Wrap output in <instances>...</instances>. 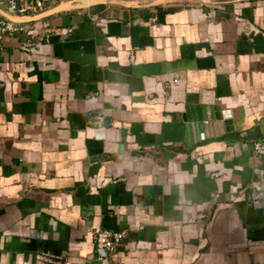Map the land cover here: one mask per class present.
<instances>
[{
	"label": "crops",
	"instance_id": "0c3cea01",
	"mask_svg": "<svg viewBox=\"0 0 264 264\" xmlns=\"http://www.w3.org/2000/svg\"><path fill=\"white\" fill-rule=\"evenodd\" d=\"M0 18V264H264V0Z\"/></svg>",
	"mask_w": 264,
	"mask_h": 264
},
{
	"label": "built area",
	"instance_id": "2783aa9c",
	"mask_svg": "<svg viewBox=\"0 0 264 264\" xmlns=\"http://www.w3.org/2000/svg\"><path fill=\"white\" fill-rule=\"evenodd\" d=\"M18 1L19 0H8L9 10L16 15H25L29 12L41 11L44 7L45 0H25L23 6H19ZM45 28L48 29V25H45ZM20 30H24L29 36H37L39 34V30L35 27H20L6 18H0V39L8 32ZM100 119L101 118H99L97 122H99ZM262 148V144L258 143L256 145V149L261 150ZM124 236L125 234L123 232L99 229L95 233V243L99 248H103L109 252H115L121 246ZM42 258L48 259V256H43Z\"/></svg>",
	"mask_w": 264,
	"mask_h": 264
},
{
	"label": "water",
	"instance_id": "95a60500",
	"mask_svg": "<svg viewBox=\"0 0 264 264\" xmlns=\"http://www.w3.org/2000/svg\"><path fill=\"white\" fill-rule=\"evenodd\" d=\"M202 121H203V118H201V117L199 119H197V122H202ZM199 124L200 123H198V125H197L198 127H199Z\"/></svg>",
	"mask_w": 264,
	"mask_h": 264
},
{
	"label": "trees",
	"instance_id": "16d2710c",
	"mask_svg": "<svg viewBox=\"0 0 264 264\" xmlns=\"http://www.w3.org/2000/svg\"><path fill=\"white\" fill-rule=\"evenodd\" d=\"M1 40V39H0Z\"/></svg>",
	"mask_w": 264,
	"mask_h": 264
}]
</instances>
